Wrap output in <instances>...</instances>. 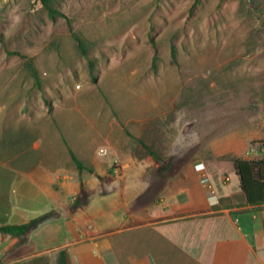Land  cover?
Masks as SVG:
<instances>
[{
	"label": "rangeland",
	"instance_id": "obj_1",
	"mask_svg": "<svg viewBox=\"0 0 264 264\" xmlns=\"http://www.w3.org/2000/svg\"><path fill=\"white\" fill-rule=\"evenodd\" d=\"M49 1L63 15L52 17L42 0H0V139L13 124L28 141V124L46 123L43 104L52 126L55 104L83 105L88 119L68 108L61 117L75 143L91 123L106 128L99 110L123 119L118 161L83 170L62 194L61 212L84 219L87 232L95 214L104 229L108 221L123 227L129 214L138 222L186 177L196 181L199 167H221L237 183L231 157L264 158V0ZM72 32L94 57L97 81ZM138 99L150 112L126 126ZM81 181L86 203L72 212Z\"/></svg>",
	"mask_w": 264,
	"mask_h": 264
},
{
	"label": "crops",
	"instance_id": "obj_2",
	"mask_svg": "<svg viewBox=\"0 0 264 264\" xmlns=\"http://www.w3.org/2000/svg\"><path fill=\"white\" fill-rule=\"evenodd\" d=\"M132 103L126 126L145 120L150 112L145 101ZM43 106L46 123H29L26 129L33 135L26 137L28 141L18 136L13 124L10 129L16 132L7 135L5 144L0 139V226L53 214L22 237L0 231V264H264V203H249L239 176L235 173L238 182L233 183L231 174L221 167L193 170L196 181L186 177L150 205L148 216H140V211L138 222L136 215L129 214L123 227L108 221L104 229L100 215L95 214L93 228L87 232L81 227L84 219L61 212L67 206L62 194L73 182L68 180L83 174L74 167L70 149L89 167H112L120 156L114 138L119 133L124 136V121L110 120L99 110L106 128L91 123L75 143L61 125V117L68 108L83 119V105L62 108L55 104L60 112L53 126L50 110ZM130 131L135 133L133 128ZM121 138L131 142L130 137ZM5 187L11 189L8 198Z\"/></svg>",
	"mask_w": 264,
	"mask_h": 264
},
{
	"label": "trees",
	"instance_id": "obj_3",
	"mask_svg": "<svg viewBox=\"0 0 264 264\" xmlns=\"http://www.w3.org/2000/svg\"><path fill=\"white\" fill-rule=\"evenodd\" d=\"M42 1L52 17H55L57 15H63L61 11H59L58 9L52 6L49 0H42ZM72 33L77 42L80 52L82 53V55L87 57V59L90 62V69H91L90 73L92 79L94 81H97L99 75L98 74L99 69L95 65V61L93 60L94 57L90 55L88 50L89 48L86 45L85 40L77 33L75 32ZM156 58L157 57L154 58V63H153L154 68L157 67ZM128 134L133 137L132 133H130L129 131ZM141 143L145 148H147L150 154H152L153 156H157L155 151L147 143H145L144 141H141ZM70 154L72 155V158L80 172H82L85 169H87L92 173L95 172V170L92 167H89L88 165H86L85 162L79 159L71 149H70ZM231 160L233 162L235 173L240 178L241 188L245 192L248 202L253 204L264 203V158L245 159L239 157H231ZM97 176L102 181L110 182L113 180V178L108 177L107 175L97 174ZM85 190H86L85 184L83 181H81L80 192L76 197L75 201H73V203L71 204L72 211H75L78 208H82L86 203V201H83L81 198V194ZM52 214L53 213L50 212L42 217L31 219L22 224L1 225L0 231L7 236L22 237L28 234L34 228H36L39 224H41V222H43L46 218L50 217Z\"/></svg>",
	"mask_w": 264,
	"mask_h": 264
}]
</instances>
